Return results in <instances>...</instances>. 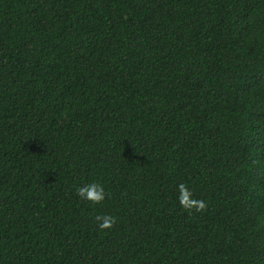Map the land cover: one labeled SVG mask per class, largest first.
Segmentation results:
<instances>
[{"label":"trees","instance_id":"16d2710c","mask_svg":"<svg viewBox=\"0 0 264 264\" xmlns=\"http://www.w3.org/2000/svg\"><path fill=\"white\" fill-rule=\"evenodd\" d=\"M0 264H264V0H0Z\"/></svg>","mask_w":264,"mask_h":264},{"label":"clouds","instance_id":"9594fccd","mask_svg":"<svg viewBox=\"0 0 264 264\" xmlns=\"http://www.w3.org/2000/svg\"><path fill=\"white\" fill-rule=\"evenodd\" d=\"M80 196L84 197L85 199H91L93 201H99L103 199L104 192L103 188L98 184H90L85 187H81L77 189ZM190 192L184 187V185H180V197L179 201L180 204L186 208L191 209L192 207H196L198 210L204 207L203 202H198L189 198ZM97 221H99L100 228H107L110 227L112 223H114V218L110 216H97Z\"/></svg>","mask_w":264,"mask_h":264}]
</instances>
